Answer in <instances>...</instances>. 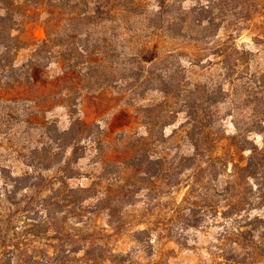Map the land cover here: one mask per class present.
I'll use <instances>...</instances> for the list:
<instances>
[{
  "label": "trees",
  "instance_id": "trees-1",
  "mask_svg": "<svg viewBox=\"0 0 264 264\" xmlns=\"http://www.w3.org/2000/svg\"><path fill=\"white\" fill-rule=\"evenodd\" d=\"M183 1L0 0V264H131L117 244L124 229L151 255V214L124 223L120 205L135 206L143 191L150 204L156 191L185 184L186 173L187 225L203 227L210 218L222 227L220 237L247 250L248 262L239 263H263L264 139L252 146L240 132L219 136L212 109L242 96L264 107V72H250L252 52L236 40L264 3ZM32 22H40L43 39L23 37ZM119 22L124 32L112 27ZM167 40L185 48L162 50ZM27 49L31 58L18 63ZM41 58L69 75L66 129L46 116L48 94L36 90ZM203 70H217V79L198 80ZM104 88L126 95L143 134L122 133L117 141L80 116L71 93ZM179 113L192 154L169 157L173 135L164 131ZM255 117L257 130L249 132L264 136V108ZM78 178L88 184L72 185Z\"/></svg>",
  "mask_w": 264,
  "mask_h": 264
},
{
  "label": "rangeland",
  "instance_id": "rangeland-1",
  "mask_svg": "<svg viewBox=\"0 0 264 264\" xmlns=\"http://www.w3.org/2000/svg\"><path fill=\"white\" fill-rule=\"evenodd\" d=\"M192 2L195 4L196 0H184L183 5L188 6ZM258 2L264 3V0H258ZM263 8L264 6L250 22L246 23L236 38L238 44L252 52L250 61V72L252 73L264 72ZM124 26V24L119 22L112 27H115L117 31L124 32ZM44 36V29L40 22L30 23L27 26L26 33L23 35L25 40L29 37L41 40ZM164 46L162 50H180L185 48V45L181 42L171 40H167ZM30 58V49L21 50L18 55V63H27ZM181 61L182 65L186 64L184 59ZM37 62L38 66L33 72L36 90L38 92H47L46 94H48L49 104L47 105L46 116L54 121L59 128L66 129L70 125V114L68 109L62 106L64 101L62 96H65L70 88L69 75L64 73L55 62L45 64L44 59ZM205 65H207V62L200 63V67ZM212 71L213 74H210V70H208L207 74L206 70H203L204 74L198 80L205 81L210 75L213 79H217L219 72L217 70ZM189 75L193 76L194 79L196 78V74L192 72ZM71 97L78 102L79 114L84 120L94 122L102 129L107 130L108 136L116 138L117 141L122 133L139 136L145 132L136 107L128 103L126 95L120 94L113 88L84 92L80 97L75 93H71ZM243 98L244 100H242ZM250 99L247 96H242L241 99L235 102L229 99L217 108L212 109L214 117L218 120L215 132L219 136L228 138L235 135L236 132H240L242 134L241 137H248L252 146L262 145L264 136L255 131L249 132V130H257L252 122L254 120L257 122L258 119L255 117L256 109L263 110L264 107H254L252 103H249ZM175 120L164 131L166 138L173 135V141L168 145L167 153H170L169 157H181L192 154V148L182 133L185 124V113H179ZM247 154L248 152L244 153L245 156ZM88 163L87 160H82V168L88 170ZM84 169H82V172H84ZM187 174L186 178L185 176L181 177L186 181L185 184L173 189L170 188V192L168 189H163V193L156 191L150 204L144 203L147 198L143 195V191L132 200V202H135V206L125 205L121 209L120 205L121 222L125 223L134 218V216H142L144 218L151 214V227L156 231L151 236L153 245L151 255L142 252L131 238V233H127L125 229L119 234L117 243L119 248L129 253V259H132L131 264H242L239 262H248L245 259L247 250L244 248L239 251L237 246L232 243L234 239L232 236L220 237L222 227L220 225L214 226L210 218L205 219L206 223L203 227L190 228L187 225L186 217L189 211L183 210V207L188 206V204L182 203V200L186 197V192L189 190ZM227 179L222 177L217 188L222 189ZM71 184L84 186L88 184V181L84 178H78L72 180ZM190 200L196 201V198H191ZM147 201L149 200L147 199ZM257 212L254 211L253 214ZM98 222L106 226L107 218L103 211L98 213ZM244 244H249V239L245 240ZM262 262L261 264H264V259H262ZM105 264L110 263L106 262Z\"/></svg>",
  "mask_w": 264,
  "mask_h": 264
}]
</instances>
